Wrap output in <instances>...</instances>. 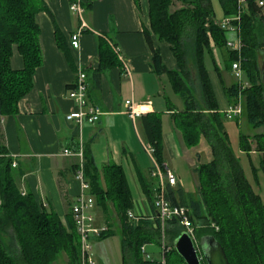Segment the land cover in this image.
Returning <instances> with one entry per match:
<instances>
[{
	"label": "trees",
	"instance_id": "obj_1",
	"mask_svg": "<svg viewBox=\"0 0 264 264\" xmlns=\"http://www.w3.org/2000/svg\"><path fill=\"white\" fill-rule=\"evenodd\" d=\"M73 2L75 0H72ZM137 4L139 0H134ZM227 18L237 14V0H219ZM182 7L172 11L174 3ZM151 28L157 40L171 49L178 61L180 71L170 72L164 65L158 49L152 47L151 65L157 75L167 74L176 94L183 101L184 109L174 119L187 148L197 147L205 140L212 150V160L198 166V198L187 203L181 190L168 187L167 199L173 206H184L191 210V219L201 229L197 237H214L224 248L230 264H264V200L254 190L245 175L240 159L230 148V137L225 131L224 115L218 106L208 76L206 57L213 61V48L227 50L228 34L215 22L211 0H149ZM43 0H0V116L18 113V103L34 86V75L43 64L40 45V27L37 14L44 10ZM242 66L249 87L243 92L244 113L248 123L256 130L264 129V82L258 58L264 53V20L253 0L242 19ZM212 43L210 41V37ZM56 40L64 50L62 36ZM107 41H100V69L94 75L96 87L100 74L120 66L119 58ZM17 47L24 60V69L15 71L11 57ZM228 68L239 59L236 53L228 52ZM193 60L196 81L203 95V106L195 97L189 59ZM191 85V86H190ZM89 90V89H88ZM231 105L236 104L238 86L225 87ZM145 135L148 144L155 149V156L163 165L162 121L159 114L145 117ZM238 121V120H236ZM248 135L240 136L241 152L249 157ZM259 151L264 153V134L259 137ZM263 144V145H262ZM77 145V144H76ZM73 145L71 149H75ZM0 158V264H54L65 254L70 264H80L81 246L76 227H66L54 213L45 208L32 195L21 194L12 173V160L2 152ZM85 174L91 185L96 204L104 211L112 204L123 227V256L137 264H157L142 260V247L153 240L161 242L162 224L155 219L152 223L141 218L136 227L130 226L127 213L133 210V198L127 179L120 166L109 165L98 170L90 156L85 153ZM250 159V157H249ZM251 160V159H250ZM264 172V155L261 158ZM77 166L75 165V171ZM254 182L259 185L258 172L251 165ZM75 173V172H74ZM105 184V187L104 185ZM149 186H145L147 192ZM148 190V199L153 204V194ZM206 208L218 231L205 225L203 209ZM210 225V224H209ZM146 228L154 229L155 235L143 233ZM172 246L168 264H185L175 249V241L184 230L177 219L167 222L164 231ZM111 231L100 234V240L111 237Z\"/></svg>",
	"mask_w": 264,
	"mask_h": 264
},
{
	"label": "crops",
	"instance_id": "obj_2",
	"mask_svg": "<svg viewBox=\"0 0 264 264\" xmlns=\"http://www.w3.org/2000/svg\"><path fill=\"white\" fill-rule=\"evenodd\" d=\"M211 2L215 22L219 25L227 17L219 0ZM72 3V0H43L45 9L36 16L41 30L43 64L34 75L32 90L18 103V113L0 116V158H3V152L12 164L16 163L12 173L21 194L34 196L66 227H76L72 206L81 195L82 186L74 175L77 159L63 156V151L81 141L85 153L100 173L109 165L123 169L133 198L132 212L148 220L155 229L157 212L147 196L148 190L154 196L155 181L151 178L152 163L144 148L147 144L145 117L149 114L161 116L163 162L176 174L177 185L173 188L181 190L187 203L192 197L198 198V194L186 191L175 161L185 160L192 164L196 174L193 153L197 150L187 148L182 141L174 117L184 109L183 101L174 91L169 76L154 72L152 47L146 33H149L154 49L160 51L168 71L179 72L178 61L169 46L159 43L152 31L149 0H139L138 4L134 0H82L84 19L91 31L81 36V48L73 50L70 36L78 31L81 22L70 10ZM58 33L62 36L64 50L58 46ZM233 37L228 35V39ZM102 40L120 50L121 55L117 56L120 66L103 71L96 87L94 75L100 69L99 45ZM229 51L214 48L213 61H206L218 111L222 115L231 106L225 87L236 84L228 68ZM11 67L15 71L24 69V60L17 47L13 49ZM81 68L88 78V100L100 106L103 115L96 124L79 128L68 123L66 116L76 109L68 92ZM127 101H132L140 113L135 119L126 114ZM198 182L195 191L199 189ZM146 185L149 186L147 192ZM107 209L104 211L95 205L96 227L111 231L112 236L116 228L124 237L114 206L108 204ZM149 232L150 228H146L143 233L147 236ZM104 241L99 236L92 239L96 264H111ZM159 259L158 239L142 247L143 263H158ZM59 262L70 264L65 254L54 264ZM122 262L125 264L124 256ZM126 264L137 263L128 257Z\"/></svg>",
	"mask_w": 264,
	"mask_h": 264
},
{
	"label": "built area",
	"instance_id": "obj_3",
	"mask_svg": "<svg viewBox=\"0 0 264 264\" xmlns=\"http://www.w3.org/2000/svg\"><path fill=\"white\" fill-rule=\"evenodd\" d=\"M259 10V15L264 16V0H253ZM249 0H237V14L233 18L224 19L220 25L228 35L232 34V39H227L226 47L230 52H234L239 57L238 60L232 62L231 71L236 80V85L239 88V93L236 99V104L231 105L225 112V118L230 121L240 120L244 113V96L243 92L249 87L246 80L245 71L242 66V51L243 40L241 31V19L248 8ZM70 10L75 14L81 25L78 31L70 36V45L73 50L81 48V36L90 30L87 22L84 19V9L82 7V0H75L70 7ZM114 52L120 57L121 52L117 47H113ZM88 78L85 71L81 68L78 70L77 79L74 86L68 92V98L75 103V111L66 116L68 123L75 124L82 128L85 124H96L103 111L100 106L89 102L88 100ZM126 114L135 119L140 115L137 107L132 101H127ZM145 151L148 154L151 163V178L155 181L153 206L157 212V217L162 224V236L160 244V259L157 264H168V255L172 251V246L167 242L164 225L172 220L177 219L179 225L183 228L193 240L198 251L199 258L202 264L205 263L204 257L200 248V240L197 237V226L191 219V210L184 206H173L167 199L168 187H175L177 185L176 174L169 169L165 164H161L155 156V149L151 144L144 145ZM63 156L77 159V168L75 171V179L80 182L82 186V193L77 201L72 206V214L75 222L77 233L80 237L81 246V261L80 264H96L94 259V248L92 239L94 236H100L105 230L96 227V219L94 216V208L96 199L91 192V185L85 174V151L82 142L80 141L75 149H65ZM16 167V163L12 164ZM129 225L136 227L142 217L135 215L131 210L127 213ZM218 231V227H215Z\"/></svg>",
	"mask_w": 264,
	"mask_h": 264
},
{
	"label": "rangeland",
	"instance_id": "obj_4",
	"mask_svg": "<svg viewBox=\"0 0 264 264\" xmlns=\"http://www.w3.org/2000/svg\"><path fill=\"white\" fill-rule=\"evenodd\" d=\"M182 5L178 2L174 3L172 7V11H175L177 9H180ZM264 20V16H260ZM242 23V21H241ZM220 26V25H219ZM242 28V25H241ZM210 41L212 43L211 36ZM212 48L214 49L213 43H212ZM211 59L209 57H206V61L210 63ZM264 61V53L259 54L258 62L259 66L261 67ZM194 63L193 60L190 58L188 61V68L190 69L191 76H192V81H193V91L195 94V97L199 101L200 105L203 106V95L200 90L199 84L196 81V71L193 68ZM209 68H211L209 66ZM191 86V85H190ZM239 121V120H238ZM230 121V120H225L224 119V126H225V131L228 133L230 137V148L234 152V154L240 159L241 165L245 171V175L248 178V180L252 183L254 190L261 195V197L264 200V172L261 170V158L263 157L264 153L260 152L259 146H258V141H262L259 137L264 134V129H259L256 130L251 125L248 123L246 116H242L240 121ZM248 135L249 137L247 138L246 142L248 143V146L250 147V153L249 157H246L240 149V136L241 135ZM263 145V144H262ZM196 148L197 152L195 151L193 154V161L194 163L197 164L198 166L205 165L209 163L212 160V150L209 146V144L205 140H201L199 145ZM175 166L179 170V175L182 178V183L186 191L191 192L193 194L198 193V191L195 189L198 188L197 181L198 178L196 174L193 172V165L188 164L185 162V160H176L175 161ZM251 165H253L257 172H258V181L259 185H257L254 182L253 179V174L251 172ZM199 185V182H198ZM130 211V210H129ZM132 211V210H131ZM204 217H205V225L206 228L208 229H214L212 225L217 227V224L212 220L211 216L208 214V211L206 208L203 209ZM210 224V225H209ZM197 226V231L200 230L202 227L199 222L196 223ZM167 228V223L164 225V231ZM114 234L112 237H110L108 240H105L103 245L106 246L105 249L108 251L109 259L111 264H122L123 262V237L121 234V231L114 228ZM151 233L150 235H155V230L150 229ZM167 239V238H166ZM169 242V240L167 241ZM161 244V242H160ZM95 259V256H94ZM96 262V259H95ZM56 264H63L61 262L56 263Z\"/></svg>",
	"mask_w": 264,
	"mask_h": 264
},
{
	"label": "water",
	"instance_id": "obj_5",
	"mask_svg": "<svg viewBox=\"0 0 264 264\" xmlns=\"http://www.w3.org/2000/svg\"><path fill=\"white\" fill-rule=\"evenodd\" d=\"M262 79L264 82V61L261 66ZM200 248L205 264H230L224 248L214 237H205L200 241ZM175 249L182 257L185 264H202L198 251L191 237L183 232L175 241Z\"/></svg>",
	"mask_w": 264,
	"mask_h": 264
},
{
	"label": "bare ground",
	"instance_id": "obj_6",
	"mask_svg": "<svg viewBox=\"0 0 264 264\" xmlns=\"http://www.w3.org/2000/svg\"><path fill=\"white\" fill-rule=\"evenodd\" d=\"M168 192V191H167ZM167 237V236H166ZM205 264V263H204Z\"/></svg>",
	"mask_w": 264,
	"mask_h": 264
}]
</instances>
